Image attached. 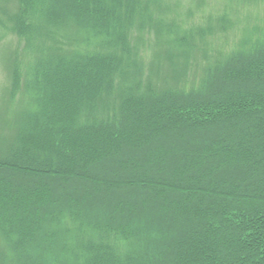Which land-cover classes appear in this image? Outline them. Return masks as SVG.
Instances as JSON below:
<instances>
[{
	"label": "trees",
	"instance_id": "16d2710c",
	"mask_svg": "<svg viewBox=\"0 0 264 264\" xmlns=\"http://www.w3.org/2000/svg\"><path fill=\"white\" fill-rule=\"evenodd\" d=\"M18 1L0 10L36 55L40 97L29 127L0 136V264H264V45L205 92L140 91L130 34L152 26L159 0ZM100 194L123 201L103 222L89 214L76 243L53 227ZM156 228L177 235L119 253L117 240Z\"/></svg>",
	"mask_w": 264,
	"mask_h": 264
},
{
	"label": "rangeland",
	"instance_id": "374dc122",
	"mask_svg": "<svg viewBox=\"0 0 264 264\" xmlns=\"http://www.w3.org/2000/svg\"><path fill=\"white\" fill-rule=\"evenodd\" d=\"M19 5L18 0H0V7L12 13L18 11ZM150 14L152 26L141 31L132 30L129 39L132 63L137 68L130 66L128 81L129 85L137 82L140 91L152 86L155 92L167 89L205 92L217 70L233 58L252 54L264 45V0H159L151 3ZM7 18L0 10V136L4 140L16 133L17 126L29 127L27 115L38 111L36 100L40 97L35 85V66L29 62L36 55L26 48V41L21 36L8 28L12 25ZM158 30H161L160 36ZM56 39L62 41L61 47L65 49L73 47L65 38ZM95 46V43H87L81 49L95 50ZM16 71L22 73L19 82ZM44 81L45 84L40 85L48 89V83ZM99 114L105 121L109 120L104 115L107 112ZM97 115L88 111L81 116V122L92 121ZM41 118L44 122L45 118ZM112 119L115 121L113 116ZM80 125L79 122L77 127ZM109 197L104 194L94 196L84 213L79 212L77 218H66L61 225L54 224L53 227L73 229L68 240L76 243L77 228L83 223L87 225L89 214L92 213L96 222H103L123 201L121 197H115V200H109ZM138 224L134 222V228ZM157 230L150 236L147 230H142L128 239L117 240L119 253L131 256L133 252L138 253L142 245L154 249L177 235L174 231L163 236ZM163 230L167 231V228ZM117 236L113 232L111 238L116 240ZM85 237H89V232H85ZM0 240L3 242L1 235Z\"/></svg>",
	"mask_w": 264,
	"mask_h": 264
}]
</instances>
